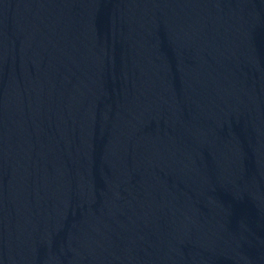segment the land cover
Masks as SVG:
<instances>
[{
    "label": "water",
    "instance_id": "obj_1",
    "mask_svg": "<svg viewBox=\"0 0 264 264\" xmlns=\"http://www.w3.org/2000/svg\"><path fill=\"white\" fill-rule=\"evenodd\" d=\"M172 0H0V264H98Z\"/></svg>",
    "mask_w": 264,
    "mask_h": 264
}]
</instances>
